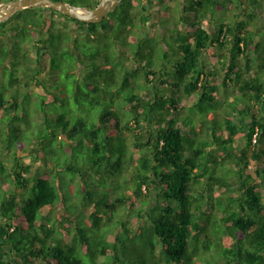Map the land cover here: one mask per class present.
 <instances>
[{
    "label": "trees",
    "instance_id": "obj_1",
    "mask_svg": "<svg viewBox=\"0 0 264 264\" xmlns=\"http://www.w3.org/2000/svg\"><path fill=\"white\" fill-rule=\"evenodd\" d=\"M9 1L12 0H0V3ZM63 1L96 8L101 0ZM125 1L121 0L98 23L82 22L48 7H40L41 18L34 13L35 17L17 21L14 17L21 9L8 21L0 22V70L13 60L12 53L17 55L23 51L21 56L31 59L24 65L32 76L11 77V82L19 85L9 91L0 86V188L6 181L19 189L29 187L21 203L15 189L7 186L10 183H4L8 190L4 195L0 193V264H118L120 259L129 258L127 252H120L121 247L135 243L133 237L145 232L156 236L151 244L154 254L156 245H162L161 257L155 254L154 259L144 257L130 264H202L206 251L202 249L217 250L219 258L211 264H264V28L263 31L247 29L244 19H232L229 13L233 8L239 17L244 9V16L256 17L261 0H172L179 5V11L173 7L170 13L168 0H156L161 8L169 10L167 14L162 11V15H168L163 19L167 31L150 38L135 33L144 27L136 13L128 12L132 10L130 6H139L137 0ZM248 7L254 11L247 13ZM115 11L118 12L110 22L118 26L117 39L123 43L120 62L123 58L130 61L129 54L133 53L131 66L122 71V86H118L113 72L108 83L118 86V92L115 94L113 89L104 93L101 88L103 99L94 98L93 104L99 103L100 113L93 128L86 125L88 111L83 119L72 122L62 114L56 126L51 124L60 130L57 133L65 136L61 141L64 144L91 150L86 155L94 173L82 171V175L100 192L108 193L103 201L101 195L99 199L94 197L97 192L93 196L84 188V204L83 195L81 203L92 207L91 212L85 217L80 212L74 222L67 214L70 204L52 181L53 173H36V183L29 176L32 163L24 154L38 151L48 165L52 164L38 150L39 144L23 137L31 125H26L28 118L20 112V104L24 93L31 95L29 89L41 86L45 93L36 94L43 105L37 120L44 125L49 118L43 110L60 99L49 88L45 76L50 61L54 63L48 47L54 19L45 21L47 16L53 18L59 13L64 16L60 18L62 26L70 29L73 26L68 24L74 22L84 27L83 33L89 39L95 40L103 21ZM222 12L223 15H217ZM184 25L189 26L187 31ZM38 30L40 38L35 34ZM19 37L23 38V45L17 40ZM34 38L36 42L32 45ZM161 44L166 49L159 61L156 50ZM77 50L75 42L71 43L75 58L80 57L83 65L88 62L85 80L96 79L100 67L107 66L104 60L98 61L100 52L86 57L80 56ZM20 60L16 56V62ZM222 73L219 84L214 78ZM86 86L99 92L101 85L87 82ZM221 88L226 95L222 96ZM125 89L128 92L123 98ZM146 90L154 94L144 96ZM229 90H232V99L228 98ZM76 94H80L79 89ZM83 95L88 96L86 91ZM185 96L187 99L182 98ZM189 98L195 99L192 108L202 113L201 124H204V115L213 123L212 126L205 124V138L197 131L201 128L203 132V127L197 128L196 116L180 115ZM104 103L107 107L102 109ZM218 103L221 107L214 108ZM208 104L213 107L211 112L207 110ZM126 133L133 136L134 148ZM12 138L18 142L15 164L10 163L6 151V145H13ZM65 152L71 154L73 150L69 147ZM3 153L5 156L1 157ZM128 168L134 185L125 191L127 178L124 185L119 179ZM61 170L76 169L62 166ZM110 179L119 183L117 195L106 189V181ZM79 191L83 193V187ZM59 202L67 204V209L56 226L48 222L47 213ZM138 202L142 207H135ZM125 206L132 208V213L128 219L116 220L107 237L108 233L102 232L101 227L104 219L107 222L116 219L118 211ZM76 209L80 211L79 207ZM141 220L143 224H139ZM133 227L139 230L134 232ZM94 228L98 231L97 244H92L85 230ZM215 239V248H208L206 243H214ZM100 256L105 257L103 261L99 260Z\"/></svg>",
    "mask_w": 264,
    "mask_h": 264
},
{
    "label": "rangeland",
    "instance_id": "obj_2",
    "mask_svg": "<svg viewBox=\"0 0 264 264\" xmlns=\"http://www.w3.org/2000/svg\"><path fill=\"white\" fill-rule=\"evenodd\" d=\"M118 0H109L107 2V6L111 5L112 3L116 2ZM131 0H126L125 2H128ZM146 3V0H142L140 3ZM139 3V5H140ZM76 4V3H74ZM167 4L169 5L170 11L172 10V8L174 7L175 11H179V5L172 0H169V2H167ZM78 5V4H76ZM80 6V5H79ZM250 6V5H249ZM156 7L158 8V4L157 3H153L151 5V8ZM252 7V6H251ZM127 8V6L125 7ZM164 12H167L169 10L167 9H163L161 8ZM246 9V8H245ZM260 10L255 11V16L257 17H248L247 15H245V11L244 9H242L240 11V16L236 17V13H238L237 10H233V8L231 9V11L229 12L231 15L230 17L232 19H244L246 21V28L250 29V30H255V31H263L264 28V0L260 1ZM249 12H253L254 8H252L249 11V7L246 9ZM42 11L43 9H41L40 7H35V9H29V10H24L22 9L21 12H19L15 18V20L19 21L25 18H29V17H35L33 14L35 13V15L37 16V18H41L42 15ZM114 11V10H113ZM141 11V10H140ZM118 11L112 12V15L110 14L108 18H106L103 21V25L100 27V35L97 36V38L94 39H89V37L87 36V34H84L83 31H85L83 26H78L76 25L74 22H70L68 25L69 26H73L70 29H68L66 26H62L61 25V21L60 18H63L64 16L57 13L56 16L49 17L47 16L46 20H51L54 19V22H52V33L51 36L50 34H48V36H50L49 42H48V47L50 49V53L49 55L53 56L54 55V63L52 62V60L50 61L49 67H48V71H46L45 76L48 77V81H49V88L54 90V94H58L60 95V99L58 101L57 104H55L53 102V104L48 105L47 108H45L43 111L47 112V116L49 118V121L47 124H39L38 123V116H39V111L42 110V101H41V97H39L36 94H43L45 93L44 89L37 85L32 87L31 89H29V92L32 93L31 95H29L28 93H24L22 96V102L20 104V112L22 114H25L26 117L28 118V121L26 122V125H31L30 129H25L24 131V138H27L30 140H32L34 143L36 142V144L40 145L39 149L42 154L45 156V158H48V160L50 161V163L52 165H48L46 160L43 158V156H39L38 151L36 153H33L32 151L29 154H24V158H26V160L30 163H32V170L31 173H29V176H33L31 177L32 182L36 183L37 180V176H34L36 173L41 172H49V175L51 173V176L53 177V182L59 186L63 192V195L65 197V202L69 203V207L67 209V204H65L64 202H59L55 208H53L52 210H50L47 215L49 216V221L52 224H55L56 226L60 225V215L62 213L65 212V210L67 209V214H69V219H78L79 216H77L78 214H80V212H83V217H85L86 215H90L91 212V208L90 207H85L82 205L81 200H82V195H83V204H84V196H85V192H84V188L89 191H91L93 193V196L95 195V192H97V195L94 196L96 199L100 198V195L102 196L103 201H105L108 197V193L106 191H102L100 192L98 189L95 188L94 184H90L87 182L86 177H83L82 175V171L83 174L85 172H89V174L94 173L92 167V164L89 165L90 163L88 161H90L89 159V153L91 150H89L88 148L84 147V146H80V148H77L75 146L72 145H68V144H64V142H61L62 139H65V136L60 135L62 134L61 132L57 133V131L59 129H55L56 127V123L58 118L60 117V115L64 114L67 115L68 118L74 122L75 120H77L78 118L83 119L85 117L86 114H88V117H85L86 125L89 129L93 128V125L96 124L97 119H98V115L100 113V109L97 103L93 104V102H96V100L94 98H97V100L101 101L103 99V95H102V90L104 93H106L107 91H111L114 89V93L116 94V91L118 90V86H122V82H123V77L122 76V71L126 70V67L131 66V63L133 61H131L133 59V53H130L129 56L131 58L130 61H123V59L120 62V47L123 46V43H121L117 37H118V33L117 31L118 26H112L111 25V18L112 16L115 17V13H117ZM131 15L135 14L134 10H129L128 11ZM160 12L159 11H155L154 17L155 19L158 18ZM167 14V13H166ZM218 16L223 15L222 13L217 14ZM179 16V13L176 14V17ZM251 18V19H250ZM114 19V18H113ZM70 21H73L71 19H69ZM104 26V27H103ZM184 30L187 31L189 29V26L184 25L183 26ZM141 29V28H139ZM142 30V29H141ZM161 30V29H160ZM212 32L214 31V29H211ZM165 31H167V29H165ZM36 36L40 38V32L39 30L37 32H35ZM39 34V35H38ZM124 34H122L123 36ZM126 37V35H125ZM123 37V38H125ZM183 37V36H182ZM23 38L19 37L17 38V40H19V42L21 43V45H23V43L21 42ZM78 39V40H77ZM126 40V39H125ZM23 41V40H22ZM36 42V39L34 38L33 40V44L34 45ZM76 44L77 47V53L80 56H86L89 57V55H92L94 52L99 51L101 56L98 57V61L100 63L103 62V60L107 63V66H101L100 67V72H99V76L94 79L91 80V78H89L88 80H85V72H86V66H88V62L86 63V65H83L79 62L80 57L74 56V54H72L71 52V43L72 44ZM165 44H161L158 45L157 50H156V58L160 61V59L162 58V56L164 55L165 52ZM37 49V48H36ZM24 52L21 51V54H13L12 53V61L2 69V71L0 70V86L3 85L4 88L8 89V91L12 88V87H18L19 83L15 82L12 83L11 82V77H16L17 75L20 77L21 75L23 76H31V74H28V72L25 70V63L29 62L31 59L30 58H25L23 55ZM36 54V53H35ZM34 55V54H33ZM16 56H20L21 60L19 62H16ZM37 56V55H35ZM105 58L107 60H105ZM35 62H36V66H38V62H37V57L35 58ZM118 62H120L118 64ZM167 62V60H166ZM118 65V67L116 66V64ZM123 64L125 65L124 68H120L121 65ZM241 65H244V60H242ZM49 68L51 69L49 70ZM113 69V70H112ZM37 70V68L35 69V71ZM88 70V69H87ZM156 71H159V69H154ZM113 72H115L114 78L117 81L118 86L113 87L114 85H110L108 83V80L111 79ZM124 72V71H123ZM34 73V71H33ZM32 73V74H33ZM124 74V73H123ZM222 76L223 73L217 77L214 78V81H217L219 84L222 82ZM117 78H120L119 80ZM84 79V80H83ZM87 82H92V83H97L99 85H101L99 87V92H93L90 89H88V87L86 86ZM108 83V84H107ZM110 85V86H109ZM102 88V90H101ZM76 89H79L80 94L77 95L76 94ZM23 90L25 91L26 89L23 88ZM83 91H86L88 96H84L83 95ZM118 92V91H117ZM128 92V89L122 90V94H124L122 97L124 98L125 94ZM222 96L226 95V92L224 90V88H221L220 90ZM154 94L153 91L151 90H146L144 92V96H149ZM232 90H229V96L228 98L232 99ZM183 99H187V97L185 96L182 97ZM197 98V96H195V99ZM109 99V98H108ZM193 98H189V102L187 103L186 106H184L180 112V115L185 114V115H194L196 116V126L197 128L199 127H203V132H201V128L197 129L198 133L200 134L201 137H203L204 135H207L206 132V125H213V123H210V121L206 120V115H204V117L202 118V121L204 122V124H201V115L202 113L198 110H195L197 108H192L191 104L194 102ZM93 100V101H92ZM95 100V101H94ZM190 104V105H188ZM94 105V106H93ZM118 105V103H117ZM105 107H107L106 103L101 104V108L104 109ZM109 107V106H108ZM112 108H114L113 106H111ZM214 108L217 107H221V103L218 104H214L213 106ZM210 104H208L207 106V110L208 111H212V108ZM122 110H124L122 108ZM216 110V109H215ZM89 113H86V112ZM102 111V110H101ZM206 112V111H205ZM50 113V115L48 114ZM86 113V114H85ZM183 116V115H182ZM195 119V118H194ZM200 119V120H199ZM55 123V126H52L51 124ZM206 124V125H205ZM55 127V128H54ZM56 131V133L54 134V132ZM60 131V130H59ZM90 132V130H89ZM16 135V134H15ZM126 137L129 138V142L132 148H134V146L132 145L133 142V136L130 133H126L125 134ZM62 137V138H61ZM207 137V136H205ZM203 137V138H205ZM11 142L13 145H11V147H8V145H6V151L8 152L9 155V160L10 163L15 162V153H16V146L18 145V142L15 138L11 139ZM17 142V143H16ZM87 141L85 140V143ZM244 145V142H241V146ZM37 147V146H36ZM71 147V149L73 150V153L69 154L67 152H65L66 148ZM137 151V150H136ZM73 154V155H72ZM88 154V155H86ZM5 154L3 153L1 157H4ZM86 156V157H85ZM8 158V156H6ZM40 157V159H39ZM11 158V159H10ZM91 158V156H90ZM85 160V163L83 162ZM62 166H74V168L76 169L75 171L71 172V171H63ZM255 168V167H254ZM251 170H248V172H250ZM57 172V173H56ZM56 173V174H55ZM124 178H127V185L128 187L125 188V191H128V188H132L134 185V181L133 179H131V168H128V170H126L123 174L122 177L119 179L121 184H125L124 182ZM31 182L30 187L33 185ZM107 187L106 189L108 191H110L111 193H113V195H117L118 192H120L119 190V183H115L116 181H111L107 180ZM4 183L9 184V181L3 182L2 183V187L0 188V193L2 195L5 194V191L8 189L4 188ZM99 182H97L96 184L98 185ZM1 184V183H0ZM116 184V185H115ZM114 185V186H113ZM8 187H12L13 189H15V191L17 192L18 196H19V202H22V198H24L26 195V193L28 192V188H22L19 189L17 187H15L14 183H10L9 185H7ZM110 186H113L110 188ZM83 187V193L80 192V188ZM91 188V189H89ZM123 189V188H121ZM106 193V194H105ZM264 193V190H263ZM97 203L94 202L93 206H95ZM142 203L138 202L136 204L135 207L139 208L142 207ZM77 207H79L80 211H77ZM132 208L125 206L124 209L122 208L121 210H119L118 214L116 215V219L111 220L109 222H107V218L104 219V222L102 224V232L108 233L107 237L112 233L111 230L114 229V227H112L113 225L117 224L116 220H120V219H128L129 218V214L132 213ZM102 212L105 216H107V212L102 209ZM86 214V215H85ZM69 221V220H68ZM67 221V222H68ZM71 222V221H69ZM75 222V220H74ZM144 220H141L139 222V224H143ZM85 226V225H83ZM86 227V226H85ZM86 232L88 233V236L92 239L91 242L92 244H97L98 239H95V234H97V229H85ZM139 229L133 227L132 231H137ZM100 232V234L102 233ZM134 235V233H133ZM135 243L132 244H128L126 246V248L121 247L120 252H127L129 255L128 259H120L118 261V264H130L131 262L133 263V261L135 260L136 262L138 261V259L140 258H149V259H154L155 254L158 257H161V250H162V245L159 243L156 245V252L154 254V252L152 251L151 248V244L154 243L156 241V236L155 235H150L149 233L147 234L146 232L143 234H139L138 236H134L133 237ZM217 240L215 239L214 243H206L209 247H213L214 245H217ZM77 245L79 246L80 244L77 243ZM94 246V245H93ZM215 248V246L213 247V249ZM202 250H206L204 251V258L202 260V264H211L213 262V260L219 258V255L216 253L217 250L213 251L210 249H202ZM105 257L100 256L99 260L103 261ZM133 259V260H131ZM136 262L134 264H136ZM141 262V261H140ZM108 264H113L110 262H107ZM221 264V263H220Z\"/></svg>",
    "mask_w": 264,
    "mask_h": 264
},
{
    "label": "water",
    "instance_id": "obj_3",
    "mask_svg": "<svg viewBox=\"0 0 264 264\" xmlns=\"http://www.w3.org/2000/svg\"><path fill=\"white\" fill-rule=\"evenodd\" d=\"M108 1L109 0H102L98 7L88 8L63 0H12L0 4V22L7 21L11 16L23 8L46 6L82 22L98 23L104 19L108 12L114 10V5L116 3L111 7H107L106 3Z\"/></svg>",
    "mask_w": 264,
    "mask_h": 264
},
{
    "label": "flooded vegetation",
    "instance_id": "obj_4",
    "mask_svg": "<svg viewBox=\"0 0 264 264\" xmlns=\"http://www.w3.org/2000/svg\"><path fill=\"white\" fill-rule=\"evenodd\" d=\"M120 1L121 0H118V1L114 2V3H116L115 5H114V3H112L111 5H109V6L106 5V6L107 7H111V6L114 5V7H115V6H117L120 3ZM141 1L142 0H137V4L140 3ZM153 3H157L158 4V6H159L158 9L155 8V7L151 8V5ZM161 7L162 6L160 5L159 1H156V0H146V3H144V2L140 3L139 6H133V7L130 6V8L132 10H134V12L137 14L138 19L142 20V24L144 26L142 28L143 30L135 32L137 35H141L142 38H150V37H154V36H158V35L161 36V33L162 34L166 33L165 29L167 27L164 25L163 19L168 17V15H165V14L162 15V11L163 10L159 9ZM155 11H159L160 12V14H159L160 16H158L157 19H155V17H154ZM170 12L171 11H169L168 13H170ZM165 13H167V12H165ZM142 14L145 17L141 16Z\"/></svg>",
    "mask_w": 264,
    "mask_h": 264
},
{
    "label": "clouds",
    "instance_id": "obj_5",
    "mask_svg": "<svg viewBox=\"0 0 264 264\" xmlns=\"http://www.w3.org/2000/svg\"><path fill=\"white\" fill-rule=\"evenodd\" d=\"M9 2H10V1H9ZM3 3H6V2H3ZM3 3H0V4H3ZM106 4H107V3H106ZM41 7H46V6H41ZM115 7H116V6H115ZM115 7H114V8H115ZM48 8H49V7H48ZM14 15H15V14H14ZM14 15H13V16H14ZM13 16H11V17H13ZM11 17H10V18H11ZM10 18H9V19H10ZM9 19H8V20H9Z\"/></svg>",
    "mask_w": 264,
    "mask_h": 264
},
{
    "label": "bare ground",
    "instance_id": "obj_6",
    "mask_svg": "<svg viewBox=\"0 0 264 264\" xmlns=\"http://www.w3.org/2000/svg\"><path fill=\"white\" fill-rule=\"evenodd\" d=\"M8 21V20H7Z\"/></svg>",
    "mask_w": 264,
    "mask_h": 264
},
{
    "label": "built area",
    "instance_id": "obj_7",
    "mask_svg": "<svg viewBox=\"0 0 264 264\" xmlns=\"http://www.w3.org/2000/svg\"><path fill=\"white\" fill-rule=\"evenodd\" d=\"M256 136V135H255Z\"/></svg>",
    "mask_w": 264,
    "mask_h": 264
},
{
    "label": "crops",
    "instance_id": "obj_8",
    "mask_svg": "<svg viewBox=\"0 0 264 264\" xmlns=\"http://www.w3.org/2000/svg\"><path fill=\"white\" fill-rule=\"evenodd\" d=\"M37 86V85H36Z\"/></svg>",
    "mask_w": 264,
    "mask_h": 264
}]
</instances>
